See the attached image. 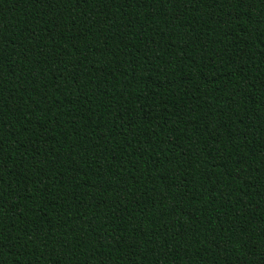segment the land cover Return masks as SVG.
Here are the masks:
<instances>
[{
	"label": "trees",
	"instance_id": "obj_1",
	"mask_svg": "<svg viewBox=\"0 0 264 264\" xmlns=\"http://www.w3.org/2000/svg\"><path fill=\"white\" fill-rule=\"evenodd\" d=\"M0 264H264V0H0Z\"/></svg>",
	"mask_w": 264,
	"mask_h": 264
}]
</instances>
